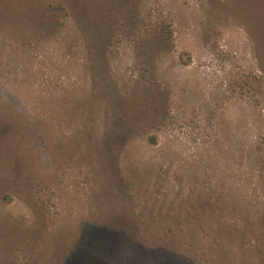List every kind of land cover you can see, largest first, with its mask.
<instances>
[{"label":"rangeland","instance_id":"rangeland-1","mask_svg":"<svg viewBox=\"0 0 264 264\" xmlns=\"http://www.w3.org/2000/svg\"><path fill=\"white\" fill-rule=\"evenodd\" d=\"M56 1L0 10V264H264V0H100L97 76Z\"/></svg>","mask_w":264,"mask_h":264},{"label":"trees","instance_id":"trees-1","mask_svg":"<svg viewBox=\"0 0 264 264\" xmlns=\"http://www.w3.org/2000/svg\"><path fill=\"white\" fill-rule=\"evenodd\" d=\"M19 1L20 3H16L15 0H0V6L2 8L0 10L4 9L5 13H9V12L12 13V12H16L19 8L23 9V3H22L23 0L22 1L19 0ZM26 4L29 5V2ZM51 5L56 11H66L67 15L68 13L70 14L73 11L74 18H71L72 22L77 28H79L80 32L82 33V37L84 39L83 41L86 47V52L90 58V61L93 64V70L95 72V75L97 76L98 74L97 70L99 68L98 63L102 59V48L106 44V36L110 32L109 29H108L109 31L107 29H102L101 26L104 25V20L106 21L107 19L95 13V9L98 8L99 6H102L101 1L100 0H61V1L59 0ZM38 6L39 4H36V1L32 3V7L39 8ZM128 19L135 20L133 18L131 19L128 18ZM133 22H135L133 23L134 24L133 26H135L136 22L138 21H133ZM126 35L131 37L133 36L131 30L127 31ZM149 39H145V40L147 41ZM142 48H145V46L143 45ZM95 79L97 80V83H99L101 80L98 77H95ZM137 96H138L136 97L137 100L134 101L135 102L134 104L140 102V100H143L145 95L140 94ZM131 100L133 101V98L128 100L127 103V108L129 107L128 109L132 108L130 104ZM117 114H118V118L121 117L122 119L121 121L127 120L128 122V120H130L128 119V114L124 113L122 109H119V112H117Z\"/></svg>","mask_w":264,"mask_h":264}]
</instances>
